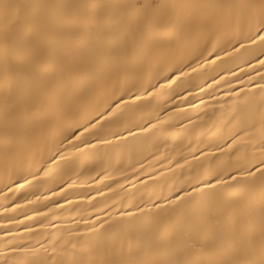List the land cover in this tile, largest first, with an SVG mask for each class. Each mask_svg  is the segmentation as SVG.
Wrapping results in <instances>:
<instances>
[{
  "label": "bare ground",
  "instance_id": "1",
  "mask_svg": "<svg viewBox=\"0 0 264 264\" xmlns=\"http://www.w3.org/2000/svg\"><path fill=\"white\" fill-rule=\"evenodd\" d=\"M264 0H0V264H264Z\"/></svg>",
  "mask_w": 264,
  "mask_h": 264
},
{
  "label": "snow or ice",
  "instance_id": "2",
  "mask_svg": "<svg viewBox=\"0 0 264 264\" xmlns=\"http://www.w3.org/2000/svg\"><path fill=\"white\" fill-rule=\"evenodd\" d=\"M259 39L264 41V35L259 36Z\"/></svg>",
  "mask_w": 264,
  "mask_h": 264
}]
</instances>
